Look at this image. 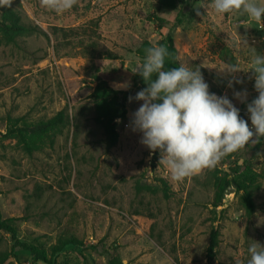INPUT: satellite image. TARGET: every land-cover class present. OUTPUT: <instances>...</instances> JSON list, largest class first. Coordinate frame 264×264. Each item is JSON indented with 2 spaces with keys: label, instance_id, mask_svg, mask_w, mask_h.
Segmentation results:
<instances>
[{
  "label": "rangeland",
  "instance_id": "374dc122",
  "mask_svg": "<svg viewBox=\"0 0 264 264\" xmlns=\"http://www.w3.org/2000/svg\"><path fill=\"white\" fill-rule=\"evenodd\" d=\"M196 3L78 0L72 10L57 15L40 0H14L23 21L48 38L33 34L16 45L0 44V212L2 219L12 220L21 242L44 248L51 261H33L0 231V254H10L4 264H209L212 231L219 232L212 264H247L249 246H264V137L178 183L159 164V150L151 153L140 143L142 134L131 128L132 114L143 103L129 102L141 91L133 73L142 62L137 51L168 35L179 63L200 67L210 92L227 96L251 126L247 104L258 95L251 73H237L243 83L230 88L232 77L219 70L232 60L247 71L251 49L264 54V25L239 13L216 14L210 0H200L207 11L201 8L197 16ZM91 20L100 21V58L83 57L78 38L70 42L52 35L53 27L78 28ZM224 48L229 61L222 57ZM98 84L127 93V116L116 121L119 138L111 149L95 120L91 93ZM244 90L248 95L241 102L234 92ZM63 109L69 123L54 139L42 138L31 155L17 137L7 135L16 119L47 120ZM223 177L252 181L256 208L251 220L234 185L222 206L213 207L214 183ZM137 181L160 191L138 195ZM62 235H73L83 245H67L50 257V247Z\"/></svg>",
  "mask_w": 264,
  "mask_h": 264
},
{
  "label": "clouds",
  "instance_id": "9594fccd",
  "mask_svg": "<svg viewBox=\"0 0 264 264\" xmlns=\"http://www.w3.org/2000/svg\"><path fill=\"white\" fill-rule=\"evenodd\" d=\"M13 2L0 0V8H11ZM40 4L62 15L77 6L78 0H40ZM194 7L197 16L202 15L201 8L207 11L200 0ZM209 7L216 14L239 13L257 25H264L262 0H210ZM171 56L166 45L154 44L144 49L143 60L133 73L140 75L148 86L134 98L129 97V102L143 101L132 114L130 124L132 131L142 134L140 143L151 153L159 150V164L179 183L214 169L224 157L264 137V54L252 48L247 71L238 62L225 63L219 70L232 77L228 81L230 88L234 83H243L236 78L237 73H251L249 79H254L258 93L247 104L251 126L227 96L210 92L200 67L193 69L181 62L179 66L166 68V60ZM247 95V90L234 92L241 102ZM247 251V264H264V246L259 242L251 244Z\"/></svg>",
  "mask_w": 264,
  "mask_h": 264
},
{
  "label": "trees",
  "instance_id": "16d2710c",
  "mask_svg": "<svg viewBox=\"0 0 264 264\" xmlns=\"http://www.w3.org/2000/svg\"><path fill=\"white\" fill-rule=\"evenodd\" d=\"M158 23L162 20L157 18ZM99 20H91L88 25L78 28H52V35L54 38L59 36L68 39L69 41L78 38L77 45L80 48V53L85 58H100L104 56V52L101 49L100 42L102 40V32L99 28ZM33 34H42L48 38V35L43 32L42 29L37 26L27 24L23 21L21 14L14 8L13 4L11 8H0V44L2 45H16L17 42L23 38ZM82 38H85L83 40ZM71 42V41H70ZM69 42V43H70ZM156 44L166 45L172 53V56L166 60L165 67L171 68L179 66L177 58V48L175 42L171 36L159 40ZM150 42H145L137 51L139 57L143 60L144 49L150 47ZM222 57L224 59H231L228 50L225 48L222 50ZM229 63H233L232 60ZM135 81L139 82L141 90L148 85L144 82L143 78L135 74ZM91 98L94 103L95 120L102 127L104 134V144L106 149L114 147L119 138L117 131V120H125L127 116V93L120 90L112 89L106 84H98L91 93ZM245 119L244 115H240ZM69 123V116L67 109L59 111L55 116L47 120H39L37 122H27L16 119L10 127L7 128V135L17 137L18 143L22 146V149L31 155L34 151L39 150L38 142L44 138L49 137L54 139L55 136L62 133L63 128ZM53 141V140H52ZM251 184H246L243 181L233 179L228 181L226 177L216 178L214 183L215 195L213 207L215 209L222 206V200L224 198L227 189L234 185L238 192L243 193L244 207L249 220H251L255 213L254 202V188L252 181ZM135 191L140 194H157L160 189L151 184L137 181L135 184ZM162 191L166 193V190ZM134 215H142L141 212L136 211ZM0 231H4L11 235L14 241L13 248H20L29 253L33 261H42L50 263L51 258L48 257L47 251L34 244H27L21 242L17 238V228L13 224L11 219H2L0 212ZM67 245H83L82 242L73 235L59 236L56 243L50 247V257H54L60 253ZM219 245V232L212 231L210 235V244L207 250V259L209 264H212L215 260L216 249ZM10 254L7 252L0 254V264H4ZM114 264H121L118 260Z\"/></svg>",
  "mask_w": 264,
  "mask_h": 264
}]
</instances>
